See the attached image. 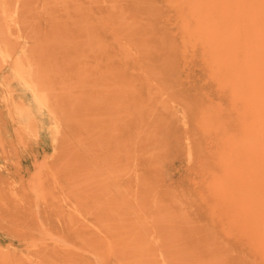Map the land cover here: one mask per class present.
Segmentation results:
<instances>
[{"label": "rangeland", "instance_id": "374dc122", "mask_svg": "<svg viewBox=\"0 0 264 264\" xmlns=\"http://www.w3.org/2000/svg\"><path fill=\"white\" fill-rule=\"evenodd\" d=\"M0 264H264V0H0Z\"/></svg>", "mask_w": 264, "mask_h": 264}]
</instances>
